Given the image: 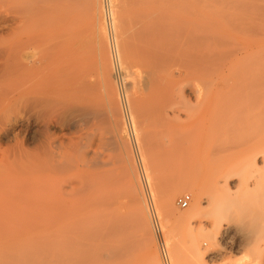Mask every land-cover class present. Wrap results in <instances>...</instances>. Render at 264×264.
Segmentation results:
<instances>
[{"label": "rangeland", "instance_id": "1", "mask_svg": "<svg viewBox=\"0 0 264 264\" xmlns=\"http://www.w3.org/2000/svg\"><path fill=\"white\" fill-rule=\"evenodd\" d=\"M114 1L89 0L87 3L85 1L86 5L84 6H88L89 9H85L84 6L80 5L82 9V11L80 10L81 14L78 12L79 9L77 7L78 15L81 16L82 20L84 19L80 26L82 32L80 31L78 34H83V31L86 30L84 26H87L86 32L91 27L89 29L90 31L85 32L83 35L84 38L80 35L79 38L81 39L82 37L83 42L80 40L81 44L78 41L77 45L79 47L82 45V51L89 49V51H83L85 55L82 56L87 61L86 69L89 71L92 70L93 74L100 72L96 76L100 79L101 91L104 89L102 91L103 97L99 98V105L95 108L97 113H95L96 110L94 109L95 111L92 113V116L87 118L82 111L77 110L79 108L78 106H74L76 108H73L77 111H71L74 110L72 108L69 110L70 112H66L64 115L66 117H63L61 120L63 126L53 128L54 131L58 129L56 134L64 147L70 146L72 142H80L81 137H83V149L86 151L93 166L90 172L94 174L95 171L98 174L97 177L94 176L95 174H91L90 177L92 179L93 176L94 180L92 179V183L88 181L91 183L92 188V194L90 193L91 195L88 198L90 203H88L89 205H87L86 210L79 213L78 216L77 214H72V216L71 214H64L66 219L62 215L64 221L59 214L57 215L53 211L47 212L45 210V213L41 212L38 214L39 211H36L37 208H33V204L36 205L33 201L36 196H26L22 199V202L15 197L12 198L8 191L15 189L19 182L13 176L11 180L7 178L8 181H5L0 190V205H5V209L0 212V264H80L81 262H83L81 264H95V262L96 264H153V262L155 264H254L252 262V258H254L252 255L255 256L256 250L253 249L255 245L251 241H255L256 236L249 231L250 229L247 228V219L243 217L250 211H258L257 213L264 214V165L262 161L264 158V9H256L254 13L255 17H253L252 13V21L250 10H248L250 19L249 17H246L247 19H240L243 13L240 10H235L231 6L230 0H211V3L206 6L197 7L200 16L193 14V7H189L190 5L187 7L184 6V8L186 7L185 9L181 6H173L170 8L168 10L169 18L167 19L169 22L166 23L169 29L166 27V21L164 22L165 26L162 25L164 26L163 28L169 30L168 38L166 39L165 36V43L168 45L167 47L170 48L171 46L170 52L174 54H170L172 61H170V64L173 63L174 65L175 60L178 61L177 59L180 58L184 60L185 64L184 62L182 64L185 66H182L180 64L181 62H179L184 68L177 63L175 64L176 67L173 65L168 67L171 69L174 67L172 72L171 69L169 70L171 74L175 73V76L179 78L177 83L181 77L184 79L181 78L183 81L180 80V85H178L179 83H173L174 86H170L172 90H170L171 93L168 90L167 98H174V100L170 99L173 101H169L171 106L169 103L167 105V103L163 102L168 107L165 106V110L162 111L163 107L160 105L162 104L160 103L161 97L157 95L158 92L156 90L153 92L155 89L153 87L154 85H152L155 84L152 82L154 80L152 79L153 72L151 73L152 78H148L147 76V79L143 78L145 77L144 75L150 73V70H152L150 69L151 67L149 68V64L147 66L146 62L148 61H144L146 63L145 67L143 62L135 64L139 60L138 57L142 55L144 49L148 46L150 39L145 36L146 33L143 35L145 36L143 39L141 32H144L145 29L143 30L141 27L143 23H141L140 17L138 18V9L137 7L135 9L136 5H133L135 4L133 1L130 4L128 0H123L121 7L123 10H120L121 22H118L117 17L119 14H116L115 8L113 7ZM109 2H111V5ZM98 4L100 7L97 6ZM84 9L89 11V15L86 11H83ZM113 11H115V14ZM258 12L259 14L262 13V15L257 16L256 13ZM87 15L88 17L85 18L84 16ZM135 15L137 21L134 20L136 19L134 17ZM236 16H239V19ZM128 17L130 20H128ZM207 18H210V20L212 18V21H209ZM89 24H92V26L89 27ZM121 25L122 27L119 28ZM93 27L96 31H93ZM110 27H112V30L115 27V33L111 31ZM4 29L6 30V28ZM102 29L105 32L104 37L101 34ZM109 33L112 35L110 36ZM134 37L141 38V41L137 38L134 40ZM85 38L89 41L88 43ZM124 38L127 43L123 41ZM145 38L149 39L146 40ZM104 40L108 45L104 44ZM131 40L132 44L130 43ZM128 43L130 46L132 45L128 47L131 51L127 50ZM123 44H127V46ZM133 44L136 46L133 47ZM141 45L145 47L142 52ZM123 46L127 49L124 47L123 50ZM113 48L117 52L116 59L112 53ZM132 49H134V53L138 51L139 54L141 52L140 55L136 53L138 55L136 56L133 53V56ZM127 51L129 56L125 53ZM90 52L92 53L90 54ZM79 56L78 54V64H80L79 59L81 60ZM104 56L109 57L107 60L112 61H104ZM143 56H140V59L143 60ZM122 57L124 60H122ZM145 57H148V55L146 54ZM125 59L127 60L125 61ZM195 61L208 64V68L206 67L207 69L204 68L202 70L197 69L195 65L197 62ZM123 62H126L128 67ZM92 64H94L93 68L91 67ZM134 64H142V66L136 67ZM94 67L95 69L98 68L99 71H95ZM143 67L147 68L145 70L149 68V71L145 73ZM101 69H104L107 74L104 70L102 72ZM127 71L132 72L133 76L131 77V74L127 73ZM110 74L111 77H108ZM128 74L129 76H127ZM138 79V85L134 87ZM146 80L149 82L147 81L143 85ZM183 84L185 85L183 86ZM139 85L145 88L142 90ZM181 86L184 88L181 89ZM113 90H117V93L115 91L113 92ZM144 90L146 92H143ZM106 92L109 94L113 92L115 94L109 96ZM154 93L158 97H155ZM144 94L149 95L145 96ZM151 94L153 97H151ZM129 95L131 97H128ZM182 96L183 98L185 96V99L180 98ZM131 98L133 102L137 103H132ZM156 98H159V100ZM127 101L130 102H128L130 106L127 105ZM174 101L178 102L175 103ZM153 103L156 105L154 108L155 111L159 108V111L163 112L162 117H160L158 112H153ZM151 105L153 106L151 107ZM158 105L160 106L157 107ZM17 109L18 107L10 109L9 114L12 118L19 115ZM116 111L122 114L120 115ZM166 111L169 116H166L167 118L164 117ZM141 112L146 114L143 113V117H141ZM135 113L137 114V118ZM97 115L99 116L98 119H96ZM101 117L105 119L103 118V120ZM85 119H88L87 123ZM131 124H133L132 126L134 127L138 145L133 143L130 136ZM212 126L213 128H211ZM25 130L26 127L20 123L15 125L16 134H24ZM161 143L164 144L162 145ZM4 147H7V145ZM252 154L258 155L257 164L250 161ZM0 156H2L1 150ZM227 160H230L232 166L237 168L235 169L237 174L230 180L231 189L229 191L222 190L216 192L214 184L216 172L214 168L224 165L222 163ZM63 178V176H57L53 180L52 186H49L48 183V187H43L42 191L46 193L47 191L53 190L54 187H57V183L59 184L61 182L60 179ZM171 191L175 192L173 195V206L168 209H163L164 196ZM200 191L203 192L204 197L210 199L209 201L206 198L203 200V209H201V212L188 221L179 218V214H186L188 210L195 206L194 204L198 200L197 193ZM185 194H190L192 201L188 207L181 208L178 204V199ZM139 195H141L140 197H142L144 202L141 203L143 204V208H145V216L143 218H145V223H148L152 234V252L156 255L155 260L151 259V262L149 261L150 258H148L150 254L149 249L142 237L140 223H138L139 221L137 222L140 214H142L137 208L138 203L136 198ZM150 202L154 204L157 211L166 256L162 252V246L154 227L150 211ZM6 204L8 209H6ZM224 205L227 210L225 208V213H223L224 210L219 213V210H222L221 208ZM220 214L225 216V222H228L229 229L225 233H222L221 237L219 236L213 243L208 239V234L212 231L214 218ZM230 214H233V216L231 217ZM56 215L60 217L61 222L59 218H57V221L55 220ZM83 216L85 217L83 218ZM86 216H90L89 218L94 220H90ZM78 219L79 221L77 222ZM85 220L86 222L89 220V222L86 223L84 222ZM107 221L113 222L110 223L114 225L110 224L111 226L109 227ZM104 224H107V226L105 227ZM100 225H104L102 227L106 230L111 229L109 232L112 229V232L115 231V233H118L119 230L122 231H119L120 235L117 234L118 236L112 235L111 232L108 235L110 236L109 238L106 237L101 240V237H99L100 231L97 233L100 229L97 230V228ZM116 226L120 228L118 229ZM243 226H246L248 230L245 229L246 231H244ZM93 227L97 230L94 233L98 234L96 237H99V241L93 238L95 237L92 231ZM242 227L245 233L248 231L246 233L247 235H243L244 233L241 234ZM70 228L71 230H69ZM249 232L252 233L251 236H248ZM256 233L258 242L261 244V248L263 247L262 249H264V227ZM247 236L248 240L246 239ZM169 240H172V243ZM100 242L107 244L105 245L103 243V246V244L100 245ZM127 243L129 244L127 245ZM112 245H115V248ZM196 246L200 247L202 254L197 252L195 249ZM95 247H97V253L99 252L98 255L96 249H94ZM100 247L101 249H99ZM109 247L113 248L110 253ZM86 248L88 249L86 250ZM246 251L249 252L247 253ZM93 252L96 254L94 255ZM99 254L101 256L100 260ZM91 255L95 257H91ZM76 258H78V263H76ZM262 264H264V253Z\"/></svg>", "mask_w": 264, "mask_h": 264}, {"label": "bare ground", "instance_id": "2", "mask_svg": "<svg viewBox=\"0 0 264 264\" xmlns=\"http://www.w3.org/2000/svg\"><path fill=\"white\" fill-rule=\"evenodd\" d=\"M81 1L82 0H0V150L2 153V156H0V170H1V172H0V190H1L2 185L5 183V181H8L9 178L11 180V177L13 176L14 178H17L19 184L15 189L8 191L12 198L15 197L16 199H18L22 202L23 201L22 199L24 197H26V196L28 197L29 195H35L36 198L33 199V201L36 203V205L33 204V208L34 207L37 208L36 211L37 212L39 211L38 214H40L41 212L45 213L46 212L45 210H47V212L53 211V213H55L57 215L59 214L62 217L61 219L63 221H64V219H63L62 215H64V214L65 215L71 214V216H72V214H74V215L77 214V216H78L79 213L84 212L86 210L87 205H89L88 203H90V201H88V198L92 194L91 193L92 188H91L90 184L92 183L91 182L92 179L94 180L93 176H92V179L90 176H91V174L92 175L95 174L94 176H96V177L98 175L95 173V171H94V174L92 172H90L91 169L93 168V166L91 165V161H90L89 157L87 156L86 151L83 149L84 148L83 147L84 145H82L83 137H81L82 139L80 140V142H72L70 144V146L64 147L63 143L61 141H59L58 135L56 134V131L58 129H56V131L53 130L54 127L58 128V126H63L61 124L62 118L64 117L66 112L68 113V111L70 109H72L74 106H78L79 108L77 110L82 111L85 114V116L87 118H89V116H92V113L96 110L95 108L99 105L98 104L99 98L103 97L102 91L104 89L101 91L102 86L100 85V79H98L97 78L98 76H96V74L98 75V73H100V72H98V73L96 72V74H93L92 70L89 71L88 69H86V65H87L86 62L87 61H86V59L82 58V56L85 55L83 53V51L86 52V51H89V49H88V47H86V45H87L86 44L85 47L88 50L85 49L86 51L85 50L82 51V45H80L81 44L80 40H82V37L84 38L83 35L85 34V32L87 30V26L82 25V26L86 27V30L83 31V34H80L82 36L80 39L79 38L80 35L78 33L82 30V29H80V26H81V23L84 19L82 20L81 16L78 15V12H80V10L82 11L80 5L81 6L86 5V3L89 0H83L84 3L86 1L85 4ZM132 1L135 3L133 5H136L135 9H136V7L138 9L137 10L139 13L138 18L140 17V21H141V23H143V25L141 27L143 30L145 29L144 32L143 31L141 32L142 29L140 30V32L142 33V36L145 35V33H146L145 36L150 38V39L145 38L146 40L149 39V44L147 42L148 46L146 48L143 47V45L140 46V47H142L141 52L143 51V48H145L142 55H140L141 52L139 54H138V51L136 52L140 56H143L144 53H146L148 55V57H145L146 56V54H145V56H143V60H142V59H140V56H139L138 62L137 61L136 62L134 61V62H135V64L139 63V62L140 63L143 62L144 67H145L146 63H147V66L150 65L149 68L151 67L150 68V69H152V70H150L151 72L144 75L145 77H143V78H146V76L148 78H152L151 73L153 72L152 73V75H153L152 79H154V80L152 82H154L155 84H152V85H154L153 87L155 89L152 88V89H154V91L152 89H151V91L155 92V90H156V92H158L157 95H160L159 96V97H161L160 103H162L160 105H162V107L164 108L165 106L168 105V103L170 104L169 101L174 100V98H170L172 100H170L169 97L167 98V93H168V90L169 91L172 90L171 89L172 87L170 88V86H172L173 83L174 84L177 83V81L179 79L178 77L175 76L176 75L175 73L171 74L172 69L174 67H176L175 66L176 63L178 65L181 64L182 66L185 64L184 60L180 59V58L177 59L178 61L175 60L174 65H173V63L170 64V61H171V55L170 54H172V55H174V54L172 52H170L171 46L169 48V47H167L168 45H166V43H165L166 39L168 38L167 35H169V33H168L169 28H168V25L166 24L167 22H169V21H167V19L169 18L168 10L170 8H172L173 6L174 7L175 6L176 7L181 6L184 8V6L187 7L188 5H190L189 7H193L192 8V10L194 11L193 14L199 15V12H198L199 9L197 7H204L208 4H210L211 0H128V2H130V4ZM230 1H231V6L234 7L235 10H237V11L240 10V12L243 13L241 15L240 19L241 18L244 19L246 17L248 18L250 16V14L252 17V13H253V17H255L254 13H255L256 9L257 10H260L262 8L264 9V0H230ZM109 3L111 5V2H109ZM221 4H223V3H221ZM122 5H123V0H115L114 6L112 5L115 8L116 14H119V16L117 15L118 16L117 17L118 22H121L120 10L122 9L121 8ZM97 6H99V4ZM77 7L79 9L78 12H77V10H78ZM84 8L89 9L88 6L87 7L84 6ZM85 9L83 11H86ZM129 9H130V7H129ZM92 10H91V12H92ZM248 10H250V12H251L249 15H248V13H249ZM251 10L254 12H252ZM115 11H113V13ZM237 11H236V13H237ZM88 12L89 11H86L87 14H88ZM98 13H99V11H98ZM122 13L124 14V12H122ZM80 14H81V12H80ZM82 14H83V12H82ZM84 14H85V12H84ZM256 14H257V16L262 15V13L259 14V12ZM88 15L84 16V17L86 18V17H88ZM203 16H204V14H203ZM233 16H235V15H233ZM239 16H236V17H238V19H239ZM90 17H91V15H90ZM134 17H136V15ZM175 17H177V16H175ZM253 17H252V21H253ZM249 19H250V17H249ZM112 20H113V18H112ZM128 20H130V18ZM134 20L137 21V17ZM208 20L212 21V18H211V20H210V18ZM164 22H165L166 27L168 29L163 28L165 26ZM130 23L134 24L135 22H130ZM94 24H96V23H94ZM118 24H120V23H118ZM162 25H164V26H162ZM88 26L90 27V26H92V24H89ZM115 27L113 28V30L111 29L112 27H110L111 31L114 32ZM120 27H122V25L119 26V28ZM4 28H6V30ZM89 29H91V27ZM89 29L87 32L90 31ZM132 30H134V29H132ZM93 31H96L95 28L93 29ZM171 31H173V30H171ZM117 32H118V30H117ZM128 32H129V30H128ZM90 33H92V32H90ZM104 33L105 32H103V29H102L101 34L103 37L105 36ZM110 33H112V32H110ZM120 33H122V32H120ZM124 34H126V33H124ZM111 35L112 34H110V36ZM142 36H141V38H142ZM145 36H143V39ZM165 36H166V39H165ZM99 38H101V37H99ZM136 38L138 39V37H136ZM136 38L134 40H136ZM94 39H96V38H94ZM140 39H138V40H140ZM125 40L126 39L124 38L123 41H125ZM78 41L80 43L79 44L80 47L77 45ZM123 41H122V43H123ZM143 41H142V43H143ZM81 42H83V40ZM88 42L89 41L87 40V43ZM103 42H104V44L108 45V43H105V40ZM84 43H86V42H84ZM125 43H127V42L125 41ZM130 43L132 44V40ZM101 44H102V42H101ZM118 44H120V43H118ZM134 44H133V47L136 46ZM90 45H92V44H90ZM123 45L127 46V44H123ZM125 46H123V50H124ZM129 46H130V44L128 43L127 48ZM168 48H169V50H168ZM174 48H175V46H174ZM90 49H92V48H90ZM179 49H180V47H179ZM127 50L131 51V49H129V48ZM133 50L134 49H132V55L134 53ZM128 51L125 52V53H127V55H128ZM93 52H94V50H93ZM91 53L92 52H90V54ZM100 53H101V51H100ZM136 53H134V55H136ZM78 54L80 55L79 57H81V60L79 59L80 64L77 63ZM107 54L109 55V53H107ZM123 54H121V55L123 56ZM124 55H126V54H124ZM138 55H136V56H138ZM144 57L147 59H145ZM88 58H90V57L88 56ZM107 58H109V57L104 56V58H103L104 61H106V62L110 61L109 59L107 60ZM130 58H132V57H130ZM119 59H120V57H119ZM127 59H125V61ZM179 59H180V61H179ZM122 60H124V58ZM146 60L148 62L145 63L144 61H146ZM129 61H130V59H129ZM129 61H127V62H129ZM197 61H195V62H197ZM179 62H181V63L179 64ZM183 62H184V64H182ZM123 63H126V62H123ZM192 63H194V61H192ZM135 64H134V66H136V67L142 66V64H140V65H135ZM168 64H170V65H168ZM125 65H126V67H128L127 63ZM171 65L174 66V67L172 66L173 67L172 69L169 68V67H171ZM195 65H196L197 69H200V70H202L206 67L208 68V64H206V63L202 64V62H197V64H195ZM197 65L199 66V68ZM93 66H94V64H92L91 67L93 68ZM180 66H179V68H180ZM120 67H121V64H120ZM106 68H107V65H106ZM133 68H135V67H133ZM149 68H148V70H145L147 68H144V70H145L144 72L146 73L147 71H149ZM182 68H184V67H182ZM108 69H109V66H108ZM125 69L128 70L127 68H125ZM136 69H138V68H136ZM169 69H171V72ZM94 70L96 71V70H98V68L95 69V67H94ZM103 70L101 69L102 72H103ZM111 71H112V69H111ZM130 71H131V69H130ZM108 72L110 73V71H108ZM120 72H123V71H120ZM105 73H106V71H105ZM127 73H130V72L127 71ZM130 74L132 77L133 76L132 72ZM102 76H104V75H102ZM127 76H129V74ZM135 76H136V74H135ZM108 77H111V74ZM99 78H100V74H99ZM107 78H104V79H107ZM181 78H180V80L184 79V78H182V79ZM142 79H140V80H142ZM107 80L110 81L109 79H107ZM180 80H179V82H180ZM101 81H103V80H101ZM137 81L139 82V79L136 80L137 84L135 86L133 85L134 87H136L138 85ZM147 81L148 80L144 81L143 85H145V82H147ZM104 82H105V80H104ZM134 82H135V80H134ZM106 83L109 85V83L107 81H106ZM141 85H139V86H141ZM178 85H180V83ZM184 85L185 84H183V86ZM104 86H106V85H104ZM142 87L143 86H141V88ZM144 88H142V90ZM147 88H149V87H147ZM158 88H160V90H158ZM175 88H176V86H175ZM182 88H184V87L181 86V89ZM105 90L108 91L107 89H105ZM114 91L115 90H113V92ZM113 92H110V94L107 92L106 93H107V95L110 96L111 94H115ZM138 92H139V90H138ZM143 92H146V90H144ZM179 92H180V90H179ZM147 93H149V92H147ZM170 93H171V91H170ZM105 94H104V97H105ZM126 94H125V96H127ZM141 94H140V96H141ZM144 95H143V97L148 96L149 94L145 95V96ZM157 95L155 94V97ZM128 97H131V96L129 95ZM128 97H126V99ZM151 97H153V95ZM132 98H135V97H132ZM180 98H183V96ZM183 99H185V96ZM109 100H110V98H109ZM112 100H111V102H112ZM128 100H129V98H128ZM151 100H152V98H151ZM155 100H154V102L157 104L156 101L159 100V98L156 101ZM144 101H145V99H144ZM113 102H114V100H113ZM128 102L129 101H127V103ZM163 102L167 103V105L163 104ZM177 102H175V103H177ZM129 103L127 104L128 106H130ZM132 103H135V102H133V99H132ZM132 103H131V105H132ZM155 103H153L154 104L153 112H155V113L158 112L160 117H162L163 112L159 111L160 110L159 108L158 109L156 108L157 109L156 111L154 110V108L156 106ZM101 105H103V104H101ZM107 105H109V104H107ZM160 105H158L157 107H159ZM181 105H180V107H182ZM152 106L153 105H151V107ZM170 106H171V104H170ZM13 107H18L17 111L19 112L20 116L16 115L14 118H12L10 116L9 112L11 111L10 109ZM162 107H160V108H162ZM74 108H76V107H74ZM163 108H162V111L165 110V108L164 109ZM77 110L74 109L71 111H77ZM110 110H112V109H110ZM113 111H114V109H113ZM132 111H134V110H132ZM167 111H166V113H167ZM116 112L118 113V111H116ZM116 112H114V113H116ZM119 112H121V111H119ZM129 112H130V110H129ZM95 113H97V110ZM143 113L142 114L138 113V114H140L141 117H143L142 116ZM166 113L164 114V117L168 116V113L167 114ZM118 114H120V113H118ZM144 114H146V113H144ZM157 114H155V115L157 116ZM147 115H148V112H147ZM151 115H153V114H151ZM105 116H106V114H105ZM174 116H175V114H174ZM95 117H96V115H95ZM98 117L99 116L97 115L96 119H98ZM107 118H108V115H107ZM132 118H133V116H132ZM136 118H137V114H136ZM176 119H178V118H176ZM163 121H164V119H163ZM212 121L214 122V120H212ZM85 122L87 123L88 119H85ZM18 123H20L21 125L26 127L24 134H16L15 133L16 132L15 131V125ZM105 124H107V123L105 122ZM136 124L138 125V123H136ZM211 128H213V126ZM179 142H181V141H179ZM5 145H7V147H4ZM141 147H143V146H141ZM150 147H152V145H150ZM155 147H158V146H155ZM140 155H141V153H140ZM250 158H251L250 161L252 163H254V164L258 163V155L257 154H252ZM262 161H263V165H264V158ZM222 164H224V165L216 166L214 168V170L216 172V176L214 179L216 192H219L222 190L229 191L231 189L230 180H232L233 176H235L237 174L235 171V169H237V168L232 166V163L230 162V160H227ZM97 166H98V164H97ZM95 167H96V165H95ZM57 176H63L64 178L60 179L61 182L59 181L60 183L59 184L57 183L56 188L54 187L55 191L53 189L51 191H47L46 193H44L42 191V188L48 187V185H47L48 183H49V186L50 185L52 186V184H53L52 182L55 178H57ZM7 178H8V180H7ZM147 179H148V177H147ZM12 180H14V179L12 178ZM88 181L91 183H89ZM174 191H171L166 196H164L163 209H168V208H171L173 206V202H174L173 201L174 200L173 195L175 193ZM197 195H198V197H197L198 200L196 199L197 202L194 204L195 206L194 207L192 206L193 208L188 210L186 212V214H179L178 215L179 218L185 219L188 221L190 218H193V216L198 215L201 212V209H203L202 208L203 200H205V198L207 199V201L210 200L208 197L203 196L202 191L198 192ZM140 196L141 195L137 196L136 199H137V203H138V207H137L138 211L141 212L142 214L139 213L140 216H139V219L137 220V222L139 221L138 223H140V229H141L142 235H143L142 237L144 238L146 246L149 249L150 254H149L148 258H150L149 261L151 262V259L155 260L156 255L152 252L153 251L152 245H151L152 244V234H151V231L149 229L148 223H145L146 222L145 218H143L145 216V214H144L145 208H143V206H142L143 204H141L144 202H143L142 197H140ZM225 208H226V206L224 205L221 208L222 210H219L220 211L219 213H221V211H223V210H224L223 213H225V211L227 210V208H226V210H225ZM4 209H5V205H0V212L3 211ZM6 209H8L7 204H6ZM36 211L34 210V212H36ZM257 212H254V211L251 212L250 211L249 213H247L245 215L243 214L244 215L243 218L247 219L246 222L248 225L247 228L250 229L249 231L254 233L255 234L254 236H256L255 241L253 240L254 239L253 236H252L253 239H251V240H253V241H251V243L253 242L255 245V248H253V249L256 250V252H255L256 257L251 254L255 258V259L252 258L253 259L252 262L254 264H262L263 253H264V251L262 252V250H264V249H262L263 247L261 248V244L258 242L259 240L257 239V233L256 232L258 230H261L262 227H264V225H263L264 224L263 223L264 222V214L257 213ZM248 214H251V215H248ZM65 215H64V217H65ZM97 215H96V217H97ZM255 215H256V217H255ZM91 216H93V215H91ZM230 216L232 217L233 214H230ZM84 217L85 216H83V218ZM89 217L86 216V218H89ZM224 217L225 216L220 214L219 216L215 217L213 220L212 231L208 234V239H210L213 243L215 242V240H217V238L219 236L221 237L222 233H225V231L229 229V224H228V222H225ZM57 218H59V220H60V217L57 216L55 219L56 221H57ZM62 220H60V222ZM82 220H84V219H82ZM90 220H94V219H90ZM56 221H55V223H57ZM78 221H79V219L77 220V222ZM96 221H98V220H96ZM71 222H73V221H71ZM84 222H86V220ZM87 222H89V220ZM107 222H108L109 227L111 225H114V224H111V223H113L111 221H107ZM230 222H231V220H230ZM79 223H81V222H79ZM116 224H117V222H116ZM104 225H105V227L107 226V224H104ZM104 225H100L98 228L96 226L97 230L100 228L98 230V232H97L95 227L92 228L93 234L95 235V237H93V238L98 240L99 237H101L100 239L103 240L106 237L107 238L110 237L108 235L111 234L113 229L111 232H109L111 229L109 228L110 230H106L105 228H103ZM243 227H242V233L241 234L244 233L243 235H247L246 233L248 231L246 233L244 232V231H246L245 229H247V228L245 226L244 231H243ZM94 228H95V231H94ZM116 228H118V227L116 226ZM69 230H71V228ZM64 231H66V230H64ZM99 231H100V236L97 238L96 236L98 234H95L94 232L99 233ZM119 231H118V233H115V231L112 232V235L114 234L116 236L117 234H119ZM251 232H249L248 236H251V234H252ZM88 236H90V235L88 234ZM248 236L246 237L247 240H248ZM111 237H113V236H111ZM249 238H251V237H249ZM174 240H175V237H174ZM169 241L171 242L172 240H169ZM74 242H76V241H74ZM94 242H95V240H94ZM116 242H117V240H116ZM120 242H121V240H120ZM248 242L250 243V241H248ZM103 243H105V242H100V245ZM109 243H108V245H109ZM249 243H247V244H249ZM98 244H99V242H98ZM106 244L107 243H105V245ZM112 244H114V243H112ZM128 244L129 243H127V245ZM173 245H174V243H173ZM103 246H104V244H103ZM110 247H111V245H110ZM110 247L108 248L109 253H110V251L112 252L111 249H113ZM113 247L115 248V245ZM117 247H118V243H117ZM96 248L97 247H95L94 249H96ZM87 249L88 248H86V250ZM99 249H101V247ZM108 249H106V250H108ZM195 249L197 250L198 253L202 254L200 247L196 246ZM119 251H121V250H119ZM246 252L248 253L249 251H246ZM96 253H97V249H96ZM96 253H94V255ZM98 253H97V255H98ZM100 254H99V256H100ZM94 255H91V257ZM87 257H88V255H87ZM102 257H103V255H102ZM107 257H108V254H107ZM89 258H90V256H89ZM100 259H101V256L99 257V260ZM76 260H77L76 263H78V258H76ZM96 260L99 261L98 259H96ZM81 263H83V262H81ZM248 263H250V262H248ZM90 264H92V263H90ZM95 264H96V262H95ZM153 264H155V262H153Z\"/></svg>", "mask_w": 264, "mask_h": 264}, {"label": "built area", "instance_id": "3", "mask_svg": "<svg viewBox=\"0 0 264 264\" xmlns=\"http://www.w3.org/2000/svg\"><path fill=\"white\" fill-rule=\"evenodd\" d=\"M112 53H113L114 58L116 59L117 58V52H116L115 48L112 49ZM132 125L133 124H131V127H130V136H131V138L133 140V143L137 144L136 134H135V131H134V127ZM191 201H192L191 195L190 194H185V195L181 196L178 199V204L180 205L181 208H186V207H188L190 205ZM150 211H151V214H152V219H153V223H154V227H155L156 233H157V235L159 237L160 244L162 246V252L166 256V249H165V246H164V243H163L162 230H161L159 218H158V215H157V211H156V209L154 207V204L152 202H150Z\"/></svg>", "mask_w": 264, "mask_h": 264}]
</instances>
